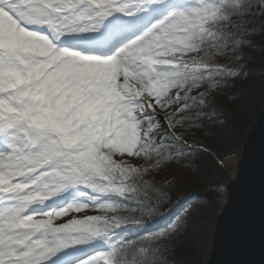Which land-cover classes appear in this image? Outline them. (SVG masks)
<instances>
[{"label": "snow or ice", "instance_id": "snow-or-ice-1", "mask_svg": "<svg viewBox=\"0 0 264 264\" xmlns=\"http://www.w3.org/2000/svg\"><path fill=\"white\" fill-rule=\"evenodd\" d=\"M262 34L264 0H0V264H169L191 205L157 226L175 188L157 177L206 151ZM255 136L208 197L226 242Z\"/></svg>", "mask_w": 264, "mask_h": 264}, {"label": "trees", "instance_id": "trees-1", "mask_svg": "<svg viewBox=\"0 0 264 264\" xmlns=\"http://www.w3.org/2000/svg\"><path fill=\"white\" fill-rule=\"evenodd\" d=\"M256 47L248 50V55L252 58L251 65L264 67V34L255 37ZM246 79L238 80L244 81ZM264 73H260L253 79L252 88L254 91L250 93L245 89L243 93V101L249 103L247 114L241 116L238 120H233L228 117H223L225 121L226 131L222 137L200 138L203 148L206 151L194 152L197 158L205 160L206 167L203 177L189 178L186 181V188L190 187L185 192L183 189L170 203L163 206L166 210L171 208V213L164 219L159 221L157 226H162L166 220L171 219L173 215L180 212L183 208L188 209V214L185 217V226L175 236L174 240L169 243L170 251L167 254L169 264H207L213 244L214 227L217 222L220 205L208 197L213 195H223V193H213L212 189L217 185H225L232 181L229 180L225 171L218 166V159H225L228 151L231 150L232 142L242 138L238 145L241 155L246 137L251 133L256 125V122L264 109ZM247 88V87H246ZM242 93V91L240 92ZM219 113H224L221 110ZM211 152L216 155L214 158ZM181 195V196H180ZM211 235V237H210Z\"/></svg>", "mask_w": 264, "mask_h": 264}, {"label": "water", "instance_id": "water-1", "mask_svg": "<svg viewBox=\"0 0 264 264\" xmlns=\"http://www.w3.org/2000/svg\"><path fill=\"white\" fill-rule=\"evenodd\" d=\"M253 131L256 136L253 144L249 146L251 166L248 173V191L241 215L235 223L234 238L227 242L224 240L222 224L221 236H213L212 251L207 264H264V171L261 168L264 109L251 133ZM245 144L246 140L244 146Z\"/></svg>", "mask_w": 264, "mask_h": 264}, {"label": "rangeland", "instance_id": "rangeland-1", "mask_svg": "<svg viewBox=\"0 0 264 264\" xmlns=\"http://www.w3.org/2000/svg\"><path fill=\"white\" fill-rule=\"evenodd\" d=\"M251 68L252 76L250 79L240 81L236 83V86L234 88L228 91L219 92L215 95L214 107L216 108V110H221L224 113H220V116L217 118V122L212 124L208 130L200 135V138L213 139L216 137H222L226 131L225 121H222L223 117L238 120L241 116H245L247 114L249 103L247 101H243L242 94L246 92L245 89L252 93L254 91V89L252 88L253 79L260 73H264V67L251 65ZM241 91L242 93H240ZM241 140L242 138H239L236 142L235 140L232 142L231 150L228 151L229 153L226 154L224 159V168L222 169L227 174L229 180H234L237 176L238 161L240 159V156H233L232 153L239 152L241 154L238 148ZM211 155L214 158H217L216 155L214 156L212 152ZM203 157L204 156L202 155L201 158H197L196 155L192 153L186 159H181L171 164L164 175L157 177V180H163L165 176H167L168 179L174 181L175 188L172 191L173 199H177L176 196L180 194L183 189H186L185 192L189 190L190 187L186 188L185 186L186 181H188L189 178L201 179L203 177V173L206 168L204 166L205 160H203ZM176 188H178L179 191H176ZM223 195L227 196V187Z\"/></svg>", "mask_w": 264, "mask_h": 264}]
</instances>
